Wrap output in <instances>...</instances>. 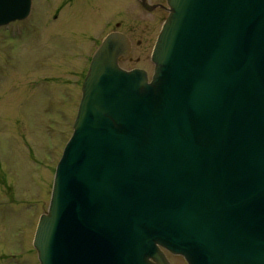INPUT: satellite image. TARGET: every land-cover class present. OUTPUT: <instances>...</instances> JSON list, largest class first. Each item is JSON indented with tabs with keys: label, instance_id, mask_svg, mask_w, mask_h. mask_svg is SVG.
I'll list each match as a JSON object with an SVG mask.
<instances>
[{
	"label": "water",
	"instance_id": "obj_1",
	"mask_svg": "<svg viewBox=\"0 0 264 264\" xmlns=\"http://www.w3.org/2000/svg\"><path fill=\"white\" fill-rule=\"evenodd\" d=\"M153 74L107 34L33 246L40 264H264V0H167ZM31 0H0V26Z\"/></svg>",
	"mask_w": 264,
	"mask_h": 264
},
{
	"label": "rangeland",
	"instance_id": "obj_2",
	"mask_svg": "<svg viewBox=\"0 0 264 264\" xmlns=\"http://www.w3.org/2000/svg\"><path fill=\"white\" fill-rule=\"evenodd\" d=\"M58 3L32 0L26 22L0 27V264H40L34 231L81 95L80 81L72 82L77 73L62 67L57 22L47 20ZM67 9L81 30L97 34L116 21L137 24L140 11L134 0H73ZM150 44L143 52L136 46L121 66H139L151 76ZM166 255L172 264H187L180 255Z\"/></svg>",
	"mask_w": 264,
	"mask_h": 264
},
{
	"label": "flooded vegetation",
	"instance_id": "obj_3",
	"mask_svg": "<svg viewBox=\"0 0 264 264\" xmlns=\"http://www.w3.org/2000/svg\"><path fill=\"white\" fill-rule=\"evenodd\" d=\"M72 1L73 0H59L58 5L53 10L54 12L48 16L47 20L50 22H57V29L61 37L60 41L62 40L61 46L63 47L61 48L63 50L60 51L59 54L60 57L64 59V66L62 67L64 72L77 73L78 78L72 80L76 85H79V81L81 83L92 54L105 35L111 31H121L131 41V52L136 46L140 52H143L146 50L148 43H151L150 47L152 48L161 24L167 15L166 0H134L140 8V11H136L138 15L137 24L125 25L124 22L120 20L114 22L112 26H110V30L107 31L105 27L97 34L94 30L89 28L80 29L79 24H77L78 18L67 9V7L72 4ZM32 9L33 8H31L30 15L27 18L13 21L10 24L26 22L31 16ZM39 19L42 21L43 18L39 17ZM73 21H75V23H73ZM132 42H135V47ZM129 55L120 56L119 62L121 63L122 60L129 58ZM139 59L140 55L137 56V61Z\"/></svg>",
	"mask_w": 264,
	"mask_h": 264
}]
</instances>
